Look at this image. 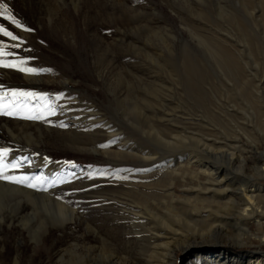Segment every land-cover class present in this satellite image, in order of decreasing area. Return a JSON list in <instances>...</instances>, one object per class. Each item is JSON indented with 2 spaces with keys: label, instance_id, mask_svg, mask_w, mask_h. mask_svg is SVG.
Listing matches in <instances>:
<instances>
[{
  "label": "rangeland",
  "instance_id": "rangeland-1",
  "mask_svg": "<svg viewBox=\"0 0 264 264\" xmlns=\"http://www.w3.org/2000/svg\"><path fill=\"white\" fill-rule=\"evenodd\" d=\"M0 4H7L11 14L32 30L16 28L10 20L0 17V25L24 41L16 47L18 40L0 33V46L7 53L0 59L27 60L25 67L50 70L30 75L0 67V95L12 91L36 94L23 97L26 109L10 95L0 100L9 107L15 103L18 110L14 116L0 115V148L9 149L4 163L13 164L10 160L15 157L22 164L17 169L8 167L6 174L24 175L32 157L44 160L45 166L64 169L60 184L55 180L48 183L79 213L76 223L65 232L46 234L39 246H32L28 237L22 236L23 264H55L54 253L79 238L94 246L92 264L98 261L102 240L107 241L116 257L127 254L131 264H143L144 242L128 229V219L117 217L111 208L97 206L93 192L125 189L147 193L153 189L164 196L176 191L177 197L185 199L198 195L190 189L198 187L199 182L188 180L184 186L180 179L168 188L165 186L170 177L152 176L155 167L165 170L168 165L172 167V159L183 155L174 154L152 136L142 134V130L153 128L164 135L186 130L189 137L199 136L200 132L206 133L205 116L217 113L215 123L227 126L223 112L229 111L236 121H243L239 109L257 110L248 90L251 82L255 85L264 75V0H0ZM196 75L200 76L197 91ZM29 76H38L42 81L29 82ZM46 95L52 98L56 113L45 115V119L25 118L46 114ZM35 99L40 108L33 102ZM261 99L264 102V96ZM30 123L51 129L38 139V149L21 136V129H27L25 125ZM30 127L38 136L35 127ZM6 128L21 138H13ZM72 128L75 133L96 131L93 139L99 142V153L71 148L67 139ZM118 147L125 155L143 149L147 156L155 153L150 156L155 165L113 163L101 156L104 149L113 151ZM71 167L74 170L67 175ZM261 182L264 184V178ZM175 207L180 209L181 205ZM249 229L250 233L241 239L245 244L235 239L229 245L228 240H221V244L190 252L183 251V245L174 246V259L166 261L206 264L204 254L221 251L236 258L264 256V224L258 226L251 221ZM16 232L0 230V258L2 239L7 244V256L16 253L20 238Z\"/></svg>",
  "mask_w": 264,
  "mask_h": 264
},
{
  "label": "bare ground",
  "instance_id": "bare-ground-1",
  "mask_svg": "<svg viewBox=\"0 0 264 264\" xmlns=\"http://www.w3.org/2000/svg\"><path fill=\"white\" fill-rule=\"evenodd\" d=\"M222 55L225 57V54ZM243 78L245 79V77ZM26 79L33 83L42 81L38 76H29ZM199 79L200 76L196 75V84L194 85L196 91L199 87ZM258 79L259 81L254 83L255 85L248 81L251 82V89L248 91L256 101L257 110L250 112V108H247L248 111L239 109L243 113L241 117L243 121H236L237 118L229 114V111H225L222 114L227 126L215 123L218 119L217 113L205 116V120L201 119L202 122L205 121L204 125L207 124V127H204L207 135L200 132L199 136L194 134L189 137L186 130L178 135H164L153 128L147 132L142 130V134L152 136L156 143L167 149L170 148L174 154L183 155L181 158L172 159V167L164 166L165 170L161 171L158 170L162 167H155L152 176L161 177V179L170 177L166 182L167 186H165L168 188H171L180 179L183 182L188 180L199 182L201 184L198 187L193 185L195 189H190L198 193L196 197L193 199L180 198L175 195L176 191H173L169 196H164L158 194L159 192H153V189L146 190L147 193L125 189L124 192H93V202L97 206L111 208L115 210L117 217L123 220L128 219L130 226L128 229L136 233L138 239L144 242L143 264H168L167 258L174 259V246L179 245H183V251L190 252L196 251L198 248L221 244V240H228L229 245L232 244L230 241L235 239L236 242L245 244L241 239L250 233V222L253 221L258 226H263L264 184L261 179L264 178V102L261 98L264 96V75ZM187 83L189 82L187 81ZM47 95L43 104H46L47 109L51 108L55 112L54 102ZM116 96L118 95L116 94ZM15 99L26 109L27 102L23 97ZM33 102L37 104L38 108L41 107L37 99ZM235 112L239 113V111ZM66 117L68 118V115ZM25 126L27 129H21V136L28 144L35 145L34 149H38L37 147L40 145L38 139L43 137L46 130L49 132L51 129L40 127L38 123H30ZM30 126L35 127L38 136L28 129ZM6 129L13 138H21L20 134L15 136L11 129ZM73 131L69 133L70 136L67 139L71 148L93 154L99 153L97 150L99 142L93 139L96 131L90 134L75 133V129ZM106 134L108 133L106 132ZM144 150L146 149L125 155L124 150L118 147V150L113 151L104 149L101 156L111 159L110 162L113 163L127 161L154 164L155 160L150 156L155 153H150L147 156L148 154H145ZM30 161L32 162L24 175L44 177V188L47 190L29 188L25 185L0 180V230L9 229L19 231L20 234L16 244L17 251L12 257L7 256V244L5 245V241L2 239L0 264H23L24 253L20 249L23 243L22 236L26 235L32 246H39L46 234L55 230L65 232L66 228L76 223L79 218L76 207L60 198L61 196L54 187H48L50 180H55L58 184L61 183L64 169L45 166L42 159L32 157ZM10 162L20 163L15 157H11ZM20 166H22L21 163ZM73 170L74 168L71 167L65 173L70 175L69 172ZM171 175H176L177 178L172 179ZM230 177L232 178L230 179ZM170 180L172 181L169 182ZM202 180L206 182L202 183ZM184 186H186V182ZM138 188L140 187L138 186ZM199 195H202L203 198ZM175 205H181V208L178 209ZM183 206L188 209H182ZM170 240L173 244L169 242ZM261 240L264 241V234ZM102 242L98 261L96 260L95 264H131L129 255L116 257V253L113 250L110 251L112 248H109L110 245L107 244V241L102 240ZM93 251L94 246H91L90 242L85 238H79L76 243L54 253L55 264H92L91 258L95 255H93ZM204 255L206 264H264L263 255L252 258L247 256L236 258L232 254L222 251ZM29 264L34 263L30 262Z\"/></svg>",
  "mask_w": 264,
  "mask_h": 264
},
{
  "label": "snow or ice",
  "instance_id": "snow-or-ice-1",
  "mask_svg": "<svg viewBox=\"0 0 264 264\" xmlns=\"http://www.w3.org/2000/svg\"><path fill=\"white\" fill-rule=\"evenodd\" d=\"M0 8L3 9V11H0V17H3L6 20H10L11 23L16 28H22L24 31H32L31 29H28L24 25H22L21 22L11 14L7 4H0ZM5 13H7V15H5ZM0 33H2L5 37H10L13 41L18 40L19 43L15 45L16 47H19L20 44L24 43V41L21 38L14 35L11 31L7 30L2 25H0ZM4 55H7V53H5L3 51V47L0 46V56H4ZM27 63H28L27 60L5 61L3 59H0V67L15 68L21 72H25L29 74H36L38 73V71H50V70H45V69L38 70L33 67H25L24 65H26ZM8 95H10L13 98H19V97L27 98V97L35 96L36 94L31 93V92L12 91L10 94L4 93L3 95H0V100H2L4 96H8ZM17 114H18V110L15 106V103H13L11 107L0 104V115L14 116ZM45 115H48V116L54 115V110L49 108L46 114L45 113L33 114V115H28L25 118L33 119V120L45 119ZM8 152H9V149L0 148V180L16 183L20 185H25L29 188H43V190H47L46 188H44L45 178L42 176L29 177L27 175H21V176L7 175L6 169L8 167H11L13 169H17L20 167V163H13L11 165H6L4 163V159L7 156ZM52 183H55V181H53ZM51 186H52L51 184L48 185V187H51Z\"/></svg>",
  "mask_w": 264,
  "mask_h": 264
}]
</instances>
